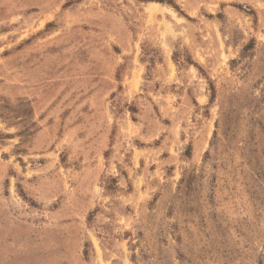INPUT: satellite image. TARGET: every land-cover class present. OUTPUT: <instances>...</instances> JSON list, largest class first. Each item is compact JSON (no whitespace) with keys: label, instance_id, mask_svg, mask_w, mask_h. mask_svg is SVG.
I'll use <instances>...</instances> for the list:
<instances>
[{"label":"rangeland","instance_id":"rangeland-1","mask_svg":"<svg viewBox=\"0 0 264 264\" xmlns=\"http://www.w3.org/2000/svg\"><path fill=\"white\" fill-rule=\"evenodd\" d=\"M0 264H264V0H0Z\"/></svg>","mask_w":264,"mask_h":264}]
</instances>
